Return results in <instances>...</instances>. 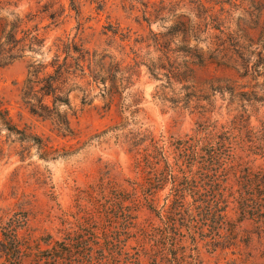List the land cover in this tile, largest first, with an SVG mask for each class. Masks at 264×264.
Segmentation results:
<instances>
[{
  "label": "rangeland",
  "instance_id": "374dc122",
  "mask_svg": "<svg viewBox=\"0 0 264 264\" xmlns=\"http://www.w3.org/2000/svg\"><path fill=\"white\" fill-rule=\"evenodd\" d=\"M71 2L73 10L69 0H17L16 7L6 9L12 14L0 12L7 21L34 14L27 26L36 24L45 37L40 50L26 52L0 67V101L12 123L38 136L49 153L43 158L34 146L18 143L0 130V218L30 203L34 212L31 227L50 233L59 226L56 206L60 210L71 207L76 190L98 181L122 183L135 177L128 143L137 133L165 142L191 134L205 121L223 124L236 115L237 104L229 102L226 93L212 90L221 84L219 80L235 88L254 85L255 92L264 97L261 64L253 81L226 68L233 62L250 67L258 61L256 55L264 56V39L258 38L264 31V0ZM57 37H74L94 52L97 68L102 66L112 74L117 67L115 82L128 79L120 83L110 103L107 83H92L86 77L76 80L79 89L68 95L75 111L68 118V136H61L48 121L29 116L19 98L27 66L47 61L52 49L47 50ZM239 48L246 50L245 55L239 54ZM158 66L178 68L180 83L168 82L162 71L155 70ZM83 95L87 104L81 105ZM247 110L250 125L256 126L264 102ZM102 131L104 135L93 137ZM246 159L253 167L262 164L258 157ZM139 220L154 222L147 210H142ZM235 231L232 247L211 252L198 242L195 264H264L255 226L242 220ZM139 264L150 262L141 258Z\"/></svg>",
  "mask_w": 264,
  "mask_h": 264
},
{
  "label": "trees",
  "instance_id": "16d2710c",
  "mask_svg": "<svg viewBox=\"0 0 264 264\" xmlns=\"http://www.w3.org/2000/svg\"><path fill=\"white\" fill-rule=\"evenodd\" d=\"M16 3L0 0V12ZM33 18L28 13L7 21L0 15V67L43 47L45 37L37 25L27 26ZM258 38L264 39V31ZM51 47L47 61L27 66L19 98L29 116L48 121L57 133L68 136V118L75 115L68 95L79 89L76 80L86 77L92 83H107L110 103L111 95L128 79L115 82L118 68L112 74L97 68L95 53L74 37H57ZM239 51L241 56L246 53ZM256 57L261 63L249 67L233 62L226 68L253 81L258 65L264 73V56ZM155 70L162 71L168 82L181 81L178 68ZM219 83L212 90L226 93L229 102L237 104L236 115L223 124L205 121L191 134L165 142L137 133L128 143L135 177L122 183L98 181L76 190L71 207L56 206L59 226L53 233L31 227L30 203L0 218V264H139L141 258L150 264H195L198 242L211 252L232 247L236 224L242 220L255 226L264 251V112L251 126L247 110L264 102V97L254 85L235 88L227 80ZM80 104H87L84 95ZM0 130L18 143L34 146L43 158L49 154L38 136L12 123L1 101ZM248 156L261 159V166L253 167ZM142 210L151 213L154 222L140 221Z\"/></svg>",
  "mask_w": 264,
  "mask_h": 264
}]
</instances>
